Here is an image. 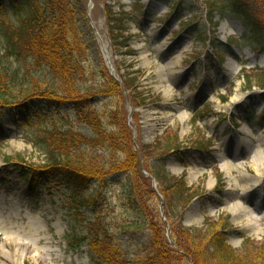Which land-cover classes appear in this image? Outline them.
<instances>
[{
  "label": "rangeland",
  "instance_id": "obj_1",
  "mask_svg": "<svg viewBox=\"0 0 264 264\" xmlns=\"http://www.w3.org/2000/svg\"><path fill=\"white\" fill-rule=\"evenodd\" d=\"M213 1L77 0L79 12L86 13L78 16V26L85 28L84 34L88 33L86 27L92 28L94 39L82 43V58L89 74L81 87L100 86L105 68L111 75L104 50L112 61L116 82H124L122 77L127 74L140 79L139 93H145L149 104L135 108L130 92L125 91L128 125L140 154V147L148 145L152 153L166 156L164 161L149 155L146 160L147 153L143 152L140 164L148 173L158 166L160 176L184 178L193 195L189 206H179L176 211L182 226L176 223L177 219L168 222L165 207L163 222L170 229L166 238L173 248L180 250L173 236H180L182 228L189 229L194 236L200 235L207 243L213 234L224 232L228 244L246 256L264 248V221L252 230L227 208L234 202L251 208L254 199H264V187L256 190L258 195L254 198L247 194L242 201H235L238 197L231 199L230 180L237 174L233 172L229 177L222 165L229 159L231 163L242 162L240 170L248 178L243 182L251 187L256 184V173L249 166L258 157L264 158V86L258 82L259 75H264V53L252 42L254 34L243 21L230 15L223 18L221 14H211L208 6ZM8 8L11 15L0 14V20L9 17L19 24L25 18L24 10L16 13L11 4ZM109 10L128 19L125 45H115L110 37ZM203 35L204 43L200 41ZM4 55L0 37V58ZM162 63L167 69L163 74L158 68ZM18 67L14 60L3 58L1 62L0 95L9 96V102L23 100L30 89L29 84L13 81L12 73ZM235 99L242 102L234 103ZM1 105L0 264H92L88 247L78 252L70 245L74 225L70 221L71 206L62 189L40 185L33 178L24 179L17 169V163H23L20 159L25 160L24 167L35 170H41L38 167L45 164L46 158L33 145L34 134L41 133V127L27 126L26 116L17 112L15 105L9 110ZM103 108L104 103L98 107L101 111ZM66 109L71 112L69 105ZM244 130L251 131L255 139L247 137ZM169 142H174L176 148H168ZM39 174L43 179L47 177L44 172ZM33 181L35 186L40 185L36 191L32 190ZM156 182L159 185L158 179ZM121 183L109 182L99 189V194L118 205L117 213L124 214V203L129 202V197ZM150 184L154 188L151 180ZM158 187L153 190L158 198V216L162 218L160 202L166 198ZM263 207L264 204L258 210ZM261 211L264 213V208ZM126 221L118 223L115 230H120ZM32 224L40 228L37 237L29 227ZM138 226L136 223L134 229L116 237V244L124 253L130 251V258L136 257L151 240V233ZM178 227L182 228L177 230Z\"/></svg>",
  "mask_w": 264,
  "mask_h": 264
},
{
  "label": "trees",
  "instance_id": "obj_2",
  "mask_svg": "<svg viewBox=\"0 0 264 264\" xmlns=\"http://www.w3.org/2000/svg\"><path fill=\"white\" fill-rule=\"evenodd\" d=\"M8 4L16 13L24 10L26 16L19 24L9 17L0 20L5 53L0 66L3 58L14 60L19 67L12 73L13 81L29 84L30 89L21 101L17 98L9 102V96L0 95V105L8 110L15 105V110L26 116L27 126L41 127L42 132L34 134L33 145L46 158L45 164L35 170L24 167L25 160L20 159L23 163L16 166L24 179L33 178L40 185L62 189L70 203V221L74 225L71 247L81 252L87 246L94 264H264V248L242 256L228 244L224 232L213 234L207 243L200 235L178 227L177 230L182 228L180 236L173 237L180 250L173 248L166 238L167 227L158 216V198L150 180L142 175L140 164L143 152L147 153L146 160L148 155L162 157V161L166 156L152 153L148 145L140 147V154L127 122L126 90L131 92L134 107L149 104L145 93H139L140 79L127 74L122 77L123 86L105 68L100 86L81 87L89 74L82 58V43L94 39L92 28L86 27L88 33L84 34L85 28L78 26V16L86 13L79 12L77 0H0V14L11 15ZM208 7L211 14L243 21L254 34L252 42L264 53V0H215ZM108 17L113 42L125 45L128 19L124 14L116 16L112 10ZM205 39L203 35L200 41L204 43ZM258 82L264 86V75H259ZM103 103L105 108L101 111L98 107ZM68 105L71 112L66 111ZM172 146L175 143L169 142L168 148ZM160 170L157 166L148 171L160 182L168 222L177 219L176 223L182 226L176 211L179 206H189L193 200L191 189L184 178L174 180L168 174L163 177ZM37 172H44L47 177L43 179ZM114 181L122 182L129 197V202L124 203V214L117 213L118 205L99 194L100 188ZM33 185V191L40 186H35L34 181ZM123 221L126 223L120 230H115ZM136 223L151 233V240L136 257L130 258V251L124 253L116 244V237L134 229Z\"/></svg>",
  "mask_w": 264,
  "mask_h": 264
},
{
  "label": "bare ground",
  "instance_id": "obj_3",
  "mask_svg": "<svg viewBox=\"0 0 264 264\" xmlns=\"http://www.w3.org/2000/svg\"><path fill=\"white\" fill-rule=\"evenodd\" d=\"M106 51V55H108L107 50ZM112 64V61H111ZM164 63H162V65H160L159 68V72L160 73H166L167 69L163 67ZM171 76V74H168V76ZM240 102H242V100L239 99H235L234 103L239 104ZM247 137H249L250 139H255L252 137L251 135V131H247L244 130L243 131ZM259 156V155H257ZM257 161H253L252 165H250V170L255 171L256 173V177L257 179H255V183L252 187L250 186L249 183H244L243 181L247 180L248 178L241 172L240 170V166L242 164L241 163H231V159H229V161H227L226 163H224L222 165V168L225 169L226 171H228V174L230 175L229 177H231L233 172H236V177H232L231 184L229 185V190H228V194L229 197H231V199L233 197H238L239 199H236L235 201H242V199L244 198V196H246L247 194H249L251 196V198H254L255 195H258L256 190L257 189H261L264 187V182L262 184V181L264 180V158L263 157H258ZM234 161V160H233ZM240 192V193H239ZM242 198V199H241ZM251 199H249L250 201ZM248 201V202H249ZM264 204V199H260L257 200L254 199V201L251 203V208H245L242 207L238 202H234L233 206H230L228 209V211L230 213H234L235 216L237 217L238 220H245V222L247 223L246 226H248L249 228H251L252 230H254L257 227L262 226V222L264 221V213H262L261 210H263V208L261 210H258V207H260L261 205ZM262 213V215H261ZM257 214H260L259 216H257ZM197 222V220H196ZM199 222V220H198ZM244 223V222H243ZM31 224V223H30ZM29 227L32 229V233L34 236H38L39 235V231L40 228L39 227H34V225L32 224L31 226L29 225ZM27 230L29 231V233H31V230L29 228H27ZM16 242V244L18 245H23L28 247V244L23 243L22 241H18V240H14Z\"/></svg>",
  "mask_w": 264,
  "mask_h": 264
},
{
  "label": "water",
  "instance_id": "obj_4",
  "mask_svg": "<svg viewBox=\"0 0 264 264\" xmlns=\"http://www.w3.org/2000/svg\"><path fill=\"white\" fill-rule=\"evenodd\" d=\"M142 172H143L144 175H146V176H148V177H150V178L152 179V182H153L154 188H157V185H156V182H155L154 178H153L152 176H150V175H149L146 171H144L143 169H142ZM163 204H164V201H163V198H161V214H162V216H163V214H164V206H163ZM167 232L169 233V229H168ZM172 244H173V243H172Z\"/></svg>",
  "mask_w": 264,
  "mask_h": 264
}]
</instances>
